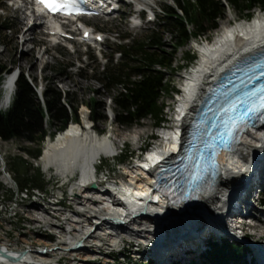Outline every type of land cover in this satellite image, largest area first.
<instances>
[{"label":"bare ground","instance_id":"obj_1","mask_svg":"<svg viewBox=\"0 0 264 264\" xmlns=\"http://www.w3.org/2000/svg\"><path fill=\"white\" fill-rule=\"evenodd\" d=\"M138 1L148 6H153V0ZM14 11L20 14L18 16L19 23L26 27L22 31L21 44L25 54L31 56L38 44L36 36L39 30L41 32L45 29L55 31L56 28L50 21H43L36 15L30 16L28 11L23 10V7L20 5L15 7ZM136 20L137 18H135ZM26 22L28 23L25 24ZM135 25L137 26V24ZM53 38L59 39L58 35H55ZM232 40H236V43L233 44ZM32 45L35 47L33 48ZM262 46H264L263 13H257L255 19L247 22L236 21L234 24L230 23L229 20L221 22L218 33H216V36L210 42L199 43L193 46L198 49L199 59L192 70L186 72L181 77L183 98H179L180 114L185 111L182 103L185 104V107H192L190 115L193 114L185 121L184 129H190L194 114L200 106L201 100L195 97V86L197 83L200 92L206 93L216 81V78L228 66L250 58L260 52V50H263L262 48L254 51L256 48ZM47 51L48 49L45 50V54ZM41 54L45 55L44 53H39L40 57H38V60H40ZM15 87L14 76L8 77L5 81V92L2 96L1 104L3 106L12 98L13 94H10L13 89L15 90ZM86 111L81 113L82 123H70L68 125L70 127H67L64 132H60L61 134L58 133L59 136L53 139V141H47L42 155L38 159V163L45 171L51 170L55 175L64 180L66 184L68 181L73 180L76 174H81L80 183L87 185L86 187L89 186V188H78L80 186L79 183L72 188L70 195L73 213L59 214L63 215V235L59 232H52V217H54V214H51L44 207H29V210L32 212H39V217L36 218L37 222L32 226L35 229L39 227L41 230H46L45 233H51V240L49 238H42L44 254H40L38 250L26 251V249H15L12 247L14 246L13 244L0 242V248L7 254L13 257L22 256L19 260L13 262L0 255V264H49L44 257L52 256L53 248H55V252L60 250L63 254H66V252L83 251L86 242L91 238L96 241L94 246L102 248L97 241L110 239L115 244L120 236L136 238L138 241L146 243L160 262L166 259L170 260L173 255L167 254L178 251L181 245L189 244L196 249L205 246L207 242L203 243L202 240L204 237H208V234L211 232L212 234H216L217 237L228 236L225 234L227 233L225 228H233L229 217L232 215L231 206L235 201L246 205L247 215L250 217L254 216V222L262 221L260 217L253 215V205L242 202L241 198L244 194L245 189L243 190V188L246 184V179L251 177V171L247 168L248 163L245 160L258 161L260 154L257 150L260 146L264 147V129L252 131L245 135L235 154H224L222 156L223 174L221 182L209 197L205 198L195 208H190L184 204L180 206L172 205L173 207H170L168 203H154L151 199H147L152 193L153 182L140 177L139 174L142 173L137 168L126 170L128 180L119 181V186L109 185L107 188L101 189L98 184H94V179L90 172L91 168L95 167L98 159L111 156L115 150L117 139L113 138L110 130L101 137H96L93 134V129L90 126L91 120H89ZM131 134H134L139 139L143 132L134 131ZM177 136L178 132H174L171 128L166 132V140L168 142L175 141ZM170 151V143H166L163 146V152L167 154ZM263 168L258 172L264 174ZM4 178L7 182L11 180L8 176ZM90 184L93 185L90 186ZM262 185L264 186V183L259 179L254 188L261 187ZM96 190L98 191L95 192ZM24 191L39 190H17L14 197L17 194H21L16 192L23 193ZM79 191L86 193L93 200H87L86 196H82ZM248 199H256V195L250 193L245 201ZM76 207H80L81 211L87 213L79 215ZM259 213L264 216V211H260ZM55 215L58 216L56 213ZM254 222L242 226L243 232L245 233L246 228H253ZM30 231L41 233L33 229H30ZM75 235L77 239L70 247L64 245V236H68V240H75ZM209 237H211V234ZM53 239L54 241H52ZM44 240H47V242L44 243ZM91 242L93 243V241ZM50 244L51 246H47ZM76 245H79L80 248H76ZM262 247L258 248L260 251L254 248L255 252H252L254 254L250 256L252 259H256L259 264H264V252H262L264 248ZM45 250L48 252H45ZM24 251H26V254L22 255ZM201 253L200 250L196 251L197 255H201ZM190 255H192L191 252L189 254L181 252L176 256H185L182 260L187 262L188 258L190 259ZM82 257L88 258L86 256Z\"/></svg>","mask_w":264,"mask_h":264},{"label":"rangeland","instance_id":"obj_2","mask_svg":"<svg viewBox=\"0 0 264 264\" xmlns=\"http://www.w3.org/2000/svg\"><path fill=\"white\" fill-rule=\"evenodd\" d=\"M10 1L12 0H0V62L2 64L12 68L13 70H19L20 72H24L31 76L35 80L33 83L34 88L39 93H44L47 90V87L51 85L58 87L64 94L69 95L73 100V104L78 107V124L82 123L81 113L86 110L88 118L91 120L92 113L88 103L92 102L94 99L99 102H103L105 104V112L108 113L109 110L112 111V113H110V117H108L107 121L99 123H95L93 120H91V124H95V129L98 133H100V135L109 132V130L111 131L113 138L117 139L116 152L118 153L124 148L125 150L129 149L130 152L135 153L137 149L149 141L153 135H156V133L159 134V129H155L154 120L150 117L142 120L139 124H135L130 127L120 126L117 124L116 116L113 111L116 106L111 100V94L116 95L117 90L113 89L110 91V89L106 87V83L99 73L104 67H106L104 66L106 64V57L113 58L114 64L123 61V58H119V54H115V50L120 43H125L122 38L124 35H129V40H127L126 43L131 44L134 40L144 39L152 30L157 31L158 17L164 16L163 8L165 5H174L173 0H153L152 9L155 11L156 19L153 22H149V20L145 19L142 27H134L130 21V18L134 16L135 9L137 8L136 5H131L130 8L122 7L121 12L110 17H105L104 19L95 18L90 20L88 25L97 29V31L101 32L107 37V39L101 45L94 47L78 43V46L76 45L75 47V52L69 49L68 44L65 42L61 40H58L60 43L54 42L52 39H50V37L45 36L43 34L44 32L39 30L36 36V41L38 44H35L36 47L32 45V47L35 48L31 56L25 54L21 44L22 31L26 27L25 25H21L19 23L18 16L20 14L14 11L15 7L11 5ZM223 2L225 5H227L226 0H223ZM235 15L239 16L240 14L236 12ZM126 16H129V18L124 20ZM226 16L227 18L232 16L234 19L230 9H227ZM220 22L221 21L218 22L219 25ZM27 23L28 22L25 24ZM6 25L11 27L10 31L5 30L7 27ZM219 29L220 27H218L216 32L213 34V38L216 36V33H218ZM162 31L164 33L165 41L171 43L172 38L169 32H167L165 29ZM199 43L202 44L208 42H206L205 38L192 40V42H190L186 48L181 49L178 52L175 63L177 71L167 72L169 82H171L173 86L180 88L181 77L185 74V72H188L189 69H192L197 63L193 62L187 71H184L178 67L182 64H185L184 56L187 50L194 51L196 53V59L199 58L198 49L193 47ZM46 49H48V51L45 54ZM39 53L45 54L44 56L41 54L40 60H38V57H40ZM72 63H75L74 67H68L66 71H59L60 66H70ZM39 97L41 101L42 98H44L40 95ZM162 103L165 105V115L169 121H172L174 119V115L171 106L175 103L174 97L164 93ZM134 131H141L143 134L138 139L134 134H131V132ZM57 136H59V134H57L56 137ZM56 137L52 138L50 135H48L41 144L38 142L30 143L23 139H13L10 141L0 140V182H2L4 185V190L0 194V242L13 244L14 246L12 247L15 249H27L29 248L28 243L31 241H36L38 243L40 242L41 239L36 236L37 234L30 233V229H33L36 232H46V230H41L39 227H36L35 229L32 226L37 222L36 218L39 217V212H32L29 210V207H44L50 211L52 205H50L49 202H54L57 200V198L61 197L62 191L66 192L68 190L71 193L73 188V184L67 185L64 180L55 175L51 170L45 171L38 163V159L40 157L38 159H33L24 151L25 148H31L33 150L41 148L43 151L46 142L49 140L53 141V139ZM19 155H22L28 161L32 162L34 166L41 168L47 182L50 183L51 192L47 194L48 196L45 194L39 196V191H24L26 194H28L26 195L23 192L26 199H23V194L21 193L17 194L12 201H9L8 190L15 189L14 191H17V189L14 188L15 181L12 176L13 174L9 169L8 162L12 157ZM101 159L103 167L106 169L112 168L115 163V161L111 158ZM122 171L123 169H120V171L115 170V172L112 174V179L115 181H120L118 178L123 174ZM5 176L10 177L11 180L7 182L4 178ZM75 177L76 176H74V178ZM262 198V195L257 194L256 199H253L254 210H252L254 213L253 215H257L256 217H260L262 221L254 222L255 218L253 216L250 219V221L254 222L253 228L245 229V233L251 234V237L253 238L252 240L260 244L264 243V216L259 213L260 211H264V207L259 205V202ZM213 232L215 231L213 230ZM210 234L211 237H209ZM210 234H208L209 236L206 235L208 237L203 238V243L207 242L208 239H210L211 242L214 240H220L219 238H216V234H212V232ZM137 240L138 239L136 238H127L124 242H120L119 245L115 247L116 244H113L112 240L104 239L97 241L102 247L100 248L99 246H94L96 241L91 238L88 240V242H86V246H88L86 248L87 250L66 253V255L64 254L63 256L61 263L155 264L159 259L156 258L152 249L146 246V243H144L143 246L138 247ZM52 241H54V239ZM91 241H93V243ZM132 241H135V244H132ZM43 242L46 243L47 240H44ZM47 246H51V244ZM37 248L38 247L35 249L37 250ZM203 248L204 250H207L206 246H203ZM113 249H115V251L110 254L109 252H111ZM170 253L171 252H169V254ZM52 254H54L52 255V258L48 257L46 260L49 263L51 262L55 264L57 256H60L63 253L58 250ZM82 256H86L88 258ZM197 260L198 261L196 264H206L205 259L201 256L198 257Z\"/></svg>","mask_w":264,"mask_h":264},{"label":"trees","instance_id":"obj_3","mask_svg":"<svg viewBox=\"0 0 264 264\" xmlns=\"http://www.w3.org/2000/svg\"><path fill=\"white\" fill-rule=\"evenodd\" d=\"M226 1L232 11L238 12L243 18L251 17L257 8L264 9V0ZM173 2L174 6H164V16L158 18L157 31L152 30L144 39L134 40L131 44H119L115 51L121 54L123 61L114 64L113 58H106L108 63L99 73L110 91L117 90L116 95L111 94V100L116 106L113 111L120 126L130 127L149 117L154 120L155 126H161L169 120L164 113L162 98L164 93L173 97L177 88L169 82L167 72L177 71L176 56L181 49L186 48L192 40L210 38L218 29L219 20L226 16L227 7L222 0ZM164 29L169 32L171 43L165 41ZM5 30L10 31L11 27L7 26ZM123 40H129V35L123 36ZM195 60L196 53L187 50L185 64L178 67L183 69ZM68 67L71 66H60L59 71H66ZM11 69L0 62V84L3 71L10 73ZM34 81L30 80L28 74L21 72L13 102L7 111L0 112V140L23 139L41 144L48 135L54 138L59 132L65 131L71 121L79 122L78 107L69 95L50 85L41 101L34 88ZM1 95L0 90V98ZM88 106L93 122L108 120L103 102L94 99ZM24 151L33 159L42 155L41 148H25ZM131 153L126 149L120 160H127ZM8 165L17 190H50V183L41 168L34 166L22 155L12 157ZM3 190L4 185L0 182V194ZM14 190H8L9 200L14 197ZM248 251L247 247L230 239L214 240L209 242L203 258L206 264H248Z\"/></svg>","mask_w":264,"mask_h":264},{"label":"built area","instance_id":"obj_4","mask_svg":"<svg viewBox=\"0 0 264 264\" xmlns=\"http://www.w3.org/2000/svg\"><path fill=\"white\" fill-rule=\"evenodd\" d=\"M38 190H39V196L44 195V194L46 196H48L47 194H49L51 192V189L48 191H46V190L42 191L40 189H38ZM16 193H22V192H16ZM22 194H23V199L24 198L26 199L25 194L24 193H22ZM51 196H55V195H51ZM49 204L52 205V208H50L51 209L50 211L48 209L47 210L51 214H54V217H52V232H59V233H61V235H63V215L68 214V213H73L70 191H68V194H65V192L62 191L61 197L57 198V200H55L54 202H49ZM55 213L58 216H56ZM62 213H63V215H59ZM76 229H78V228H76ZM30 233H33V232L30 231ZM34 234H37L36 236L41 240L39 243L36 241H31L30 243H28L29 248H27L26 251L27 250L35 251L36 250L35 248L38 247L37 248L38 252H40V254H44V250H43V246H42V238H49V240H51V233L41 232V233H34ZM76 239H77L76 235H75V240H68V236H64V245L70 247L72 245V243L74 241H76ZM31 246H32V248H31ZM87 247L88 246H85L84 250H87L86 249ZM53 250H54L53 252H55V248H53ZM66 253H70V252H66ZM63 256H64V254L57 256L55 264H63V263H61ZM49 257L52 258V256H49ZM44 258L46 259V257H44ZM47 263H49V262H47ZM49 264H53V263L50 262Z\"/></svg>","mask_w":264,"mask_h":264},{"label":"snow or ice","instance_id":"obj_5","mask_svg":"<svg viewBox=\"0 0 264 264\" xmlns=\"http://www.w3.org/2000/svg\"><path fill=\"white\" fill-rule=\"evenodd\" d=\"M51 12H61L67 15L77 14V0H40ZM260 108L264 109V96L260 98Z\"/></svg>","mask_w":264,"mask_h":264},{"label":"water","instance_id":"obj_6","mask_svg":"<svg viewBox=\"0 0 264 264\" xmlns=\"http://www.w3.org/2000/svg\"><path fill=\"white\" fill-rule=\"evenodd\" d=\"M76 248H79V245L75 246ZM71 250V249H70ZM26 254V252H23L22 255ZM0 255H2L5 258L11 259L12 261L16 260L15 258H12L11 256H9L7 253H5L1 248H0Z\"/></svg>","mask_w":264,"mask_h":264}]
</instances>
